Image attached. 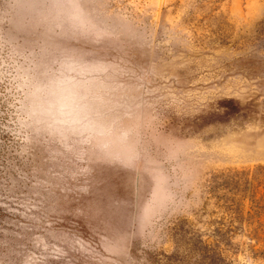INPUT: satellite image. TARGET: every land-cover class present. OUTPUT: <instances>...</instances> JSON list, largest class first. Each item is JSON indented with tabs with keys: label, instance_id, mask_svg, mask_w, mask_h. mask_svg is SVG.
<instances>
[{
	"label": "rangeland",
	"instance_id": "374dc122",
	"mask_svg": "<svg viewBox=\"0 0 264 264\" xmlns=\"http://www.w3.org/2000/svg\"><path fill=\"white\" fill-rule=\"evenodd\" d=\"M0 264H264V0H0Z\"/></svg>",
	"mask_w": 264,
	"mask_h": 264
}]
</instances>
